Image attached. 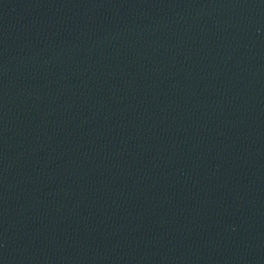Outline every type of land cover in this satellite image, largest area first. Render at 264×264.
<instances>
[{"label":"water","instance_id":"95a60500","mask_svg":"<svg viewBox=\"0 0 264 264\" xmlns=\"http://www.w3.org/2000/svg\"><path fill=\"white\" fill-rule=\"evenodd\" d=\"M0 264H264V0H0Z\"/></svg>","mask_w":264,"mask_h":264}]
</instances>
